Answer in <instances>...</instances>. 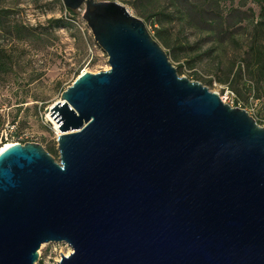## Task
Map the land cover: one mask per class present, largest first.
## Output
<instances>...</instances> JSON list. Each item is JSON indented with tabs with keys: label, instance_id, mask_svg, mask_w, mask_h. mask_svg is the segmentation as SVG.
I'll use <instances>...</instances> for the list:
<instances>
[{
	"label": "water",
	"instance_id": "95a60500",
	"mask_svg": "<svg viewBox=\"0 0 264 264\" xmlns=\"http://www.w3.org/2000/svg\"><path fill=\"white\" fill-rule=\"evenodd\" d=\"M82 11L109 69L81 73L38 144L0 149V264H264V127L180 77L114 1ZM50 123V122H49Z\"/></svg>",
	"mask_w": 264,
	"mask_h": 264
},
{
	"label": "rangeland",
	"instance_id": "374dc122",
	"mask_svg": "<svg viewBox=\"0 0 264 264\" xmlns=\"http://www.w3.org/2000/svg\"><path fill=\"white\" fill-rule=\"evenodd\" d=\"M256 1L232 0L225 6L239 12L252 9L256 18L259 13ZM114 2L123 5L143 22L180 77L201 84L215 93L224 104L244 110L259 126L264 127V97L256 100L250 92L251 83L245 78L231 85L223 82L227 64L239 60V52L227 50L219 67L216 62H208L207 56L199 60L196 58L201 53L198 47L193 54L183 47L186 40L193 43L196 37L193 31L186 28L180 32L177 19L162 26L158 23L155 11L160 8L166 11L164 1L159 0L153 9L145 12L139 0ZM0 5L7 12V22L0 34V62L7 65L5 71H0V122L3 125L0 127V140L6 137L5 143L9 145L15 142L38 144L47 153L56 151V132L46 110L59 100L61 93L81 73L107 71V56L94 42L82 20V11H74V16L69 20L61 0H0ZM60 18L68 23L67 28L54 29L47 22ZM13 24L20 25V36L8 33V26ZM159 29L166 31L160 33L162 38L157 35ZM165 39L175 41L179 50L173 49V42L172 46L167 45ZM203 39L205 42L211 40L207 36ZM189 64L193 67L188 68ZM9 135L12 137L9 138ZM50 155L57 159V154ZM70 252V248L63 243L43 244L35 264H57L60 255L67 256Z\"/></svg>",
	"mask_w": 264,
	"mask_h": 264
},
{
	"label": "trees",
	"instance_id": "16d2710c",
	"mask_svg": "<svg viewBox=\"0 0 264 264\" xmlns=\"http://www.w3.org/2000/svg\"><path fill=\"white\" fill-rule=\"evenodd\" d=\"M139 1L143 4L142 10L144 12L153 9L154 5L157 2L159 3V0ZM162 1L165 3L166 11L163 8L155 11L157 12L155 16L161 26L177 19L180 25V32L188 28L195 33L196 37L193 43H188L185 39L183 47L187 51L193 54L196 52L194 49L198 47L201 53L197 54L196 58L200 60L207 56L208 62H216L217 67L222 63V58L227 50L239 52L241 58L227 64L226 77L223 82H229L228 84L231 85L235 81L245 78L251 83L250 92L254 94V98L259 100L264 97V0L256 1L259 8L256 18L254 17L255 11L252 9L247 12H239L237 9L227 8L225 4L231 3L232 0ZM143 11L142 13H144ZM64 12L69 17V20L75 14L74 11L65 8ZM6 13L5 8L0 5V34H2L4 24L7 22ZM47 22L54 29L67 28L68 26V23L61 18L49 19ZM164 31L159 29L157 35L162 38L160 33ZM21 32L20 25L13 24L8 26L10 35L17 37L22 34ZM206 36L211 39L209 42H205V39H203ZM20 38L22 40V37ZM17 40L20 39L17 38ZM165 40L169 46L173 42V46L171 45L173 49L179 50L174 43L175 41ZM189 58L191 59V57ZM5 66H7L5 62H0V71H5ZM192 67L191 64L188 65V68ZM2 126L0 122V127L2 128ZM12 134L16 136V133L13 132ZM11 137L12 135H9V138ZM5 142L3 138L0 140V149L6 144ZM49 153L56 155L54 150H50Z\"/></svg>",
	"mask_w": 264,
	"mask_h": 264
},
{
	"label": "bare ground",
	"instance_id": "6f19581e",
	"mask_svg": "<svg viewBox=\"0 0 264 264\" xmlns=\"http://www.w3.org/2000/svg\"><path fill=\"white\" fill-rule=\"evenodd\" d=\"M50 120H51V119H50ZM51 124L53 125V129H54L55 132L57 133V131H56L57 126L55 125V123H54L53 121H51ZM11 145H12V144H11ZM11 145H9V144H4V145L1 147V151H3L4 149L10 147Z\"/></svg>",
	"mask_w": 264,
	"mask_h": 264
},
{
	"label": "built area",
	"instance_id": "2783aa9c",
	"mask_svg": "<svg viewBox=\"0 0 264 264\" xmlns=\"http://www.w3.org/2000/svg\"><path fill=\"white\" fill-rule=\"evenodd\" d=\"M105 1H112V0H105ZM92 59V54L90 53L89 54V60H91ZM5 141L7 140L6 139V137H5V139H4ZM14 144H21V143H19V142H15ZM22 145V144H21ZM71 253V252H70Z\"/></svg>",
	"mask_w": 264,
	"mask_h": 264
}]
</instances>
